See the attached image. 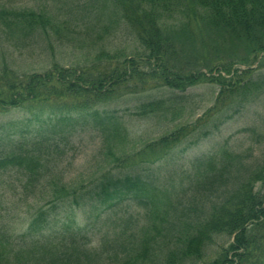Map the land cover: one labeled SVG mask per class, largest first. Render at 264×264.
<instances>
[{
    "label": "trees",
    "instance_id": "1",
    "mask_svg": "<svg viewBox=\"0 0 264 264\" xmlns=\"http://www.w3.org/2000/svg\"><path fill=\"white\" fill-rule=\"evenodd\" d=\"M107 2L112 6L114 29H128L146 49L137 59L118 60L112 71L97 78L84 75L78 68L58 65L45 73L22 75L7 66L0 70V111L34 103L43 109L60 105L66 110L60 116H53L52 111L29 138L20 136L11 139L13 144H0V184L15 185L18 181L24 193L46 189V203L50 205L49 209L37 207L27 227L29 239L14 240L7 226L0 224V264H100L103 259L105 264H264V191L257 189V183L264 182V158L253 166L240 152L198 157L192 161L182 192L161 201L156 199L157 193L170 191L168 181L152 166L146 173L137 171V166L130 167L133 154L126 152L129 147L123 149L128 132L122 119L113 112L104 111L101 117L95 111L87 116L100 123L97 130L109 154L113 151L107 143L114 138L119 142L124 153L117 157L121 166L79 185L58 176L61 154L72 136L66 127L71 126L73 118L67 112L85 111L107 102L123 87L129 93L139 92L138 84L130 83L132 76L143 82L141 88L147 86L148 76L158 85L181 93L199 83L216 82L220 90L215 104L198 119L201 127L210 122L212 112L224 107L227 111L223 120L240 113L249 98H257V93L264 90V79L252 80L249 75L243 78L232 64L208 72L177 66L174 62L180 47L166 28L177 20L188 26L202 23L244 40L250 53L257 56L264 53V0ZM44 12L2 8L0 27L17 38L38 35L45 39L53 21ZM111 29L106 27L103 33L109 35ZM142 66L148 67L144 73L147 75L138 77L143 74L138 70ZM224 74H231V79ZM181 93L145 102L135 114L165 113L175 119L181 113L179 108L188 101ZM68 97L73 101L67 103ZM197 128L182 126L148 143L135 152V157L148 156L145 159L149 160L156 156L149 160L155 162ZM122 168H129V172L120 174ZM167 169L168 174L175 172ZM93 203L107 205L112 217L119 216V231L112 238L100 240L98 247L89 248L90 237L84 230L65 222L59 224V219L62 211ZM121 207L124 212L116 210ZM111 213L106 217L111 218ZM53 224L58 226L53 229ZM222 237L227 242L219 246L218 239Z\"/></svg>",
    "mask_w": 264,
    "mask_h": 264
},
{
    "label": "rangeland",
    "instance_id": "2",
    "mask_svg": "<svg viewBox=\"0 0 264 264\" xmlns=\"http://www.w3.org/2000/svg\"><path fill=\"white\" fill-rule=\"evenodd\" d=\"M2 8L45 11L46 18L53 22L48 27L49 35L45 39L38 35L30 39L17 38L8 35L0 27V70L7 66L22 75L45 73L58 65L78 68L84 75L97 78L112 71V65L118 60L122 62L126 57L137 59L146 52L131 31L129 34V30L124 27L114 29L112 6L107 0H0V11ZM106 27H112L109 35L103 33ZM166 30L180 47L174 62L177 66L181 64L185 68H198L208 72L211 68L232 64L233 68L240 70L243 78L249 75L252 80L264 79V53L254 56L244 40L225 31L206 27L202 23L188 26L177 20L170 22ZM138 70L143 72L138 76L141 77L147 75L144 73L148 72V67L142 66ZM135 73L136 71L133 75ZM214 73L216 74V70ZM224 76L229 80L232 75ZM132 82L138 84L141 89L139 92L129 93L123 87L117 90L119 95L116 94L107 102L97 103L85 111L67 112L73 118L71 126L66 127L72 132V136L58 165V176L66 182L75 185L86 183L108 169L117 171L121 166L117 157L124 153L119 149V142L114 138L107 143L113 151L109 154V148L104 147L103 137L98 132L97 124L100 126V123L87 116L95 111H99L101 117L104 111L113 112L122 119L128 132V141L123 149L129 147L126 152L133 154L129 159L130 167L137 166V171L146 173V169L152 166L158 175L164 176L168 181L170 191L157 193L156 199L161 198V201L171 200L176 192H182L189 180L192 161L203 155L221 154L223 151L240 152L251 165L261 164L264 158V90L257 93V98H249L245 107L234 117L223 120V114L227 111V107H224V110L215 114L212 112L210 122L201 127L202 121L198 119L205 116L204 113L215 104L219 93L220 87L216 82L190 86L185 93L158 85L154 79L149 80L148 76L146 87L141 88L143 82L135 76H132L130 83ZM174 93L188 97V101L179 108L180 115L175 119L165 113L147 116L135 114L141 104L166 98ZM72 101L71 97L66 100L67 103ZM59 106L43 109L34 103L0 111V144H13L11 139L20 136L29 138L38 124L48 120L47 116L52 111L53 116L66 112ZM215 125L218 127L215 128ZM182 126H187L188 129L198 128L155 162L149 160H155L156 156L149 160L145 159L148 156L135 157V152L144 149L148 143ZM167 167L175 172L168 174ZM126 172H129V168H122L120 174ZM13 184L15 185L0 184V224L6 225L13 239L19 241L30 238L27 227L36 214L37 207L49 209L50 205L46 203V189H35L33 192L28 190L24 193L18 181ZM257 189L264 191V182L257 183ZM122 208L116 210L124 212ZM106 209L107 205L97 203L74 207L62 211L59 224L65 222L72 227L81 228L90 237L89 248H95L100 245V240L112 238L119 231V216L114 218V214L112 217L111 211ZM137 209L141 210L139 207ZM108 213H111V218L106 217ZM57 226L58 224H53L51 228ZM226 242L224 237L218 239L219 246ZM105 262L103 259L100 264Z\"/></svg>",
    "mask_w": 264,
    "mask_h": 264
}]
</instances>
